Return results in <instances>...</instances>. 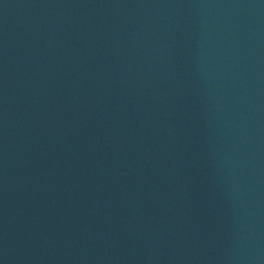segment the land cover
Masks as SVG:
<instances>
[{
    "label": "water",
    "instance_id": "1",
    "mask_svg": "<svg viewBox=\"0 0 264 264\" xmlns=\"http://www.w3.org/2000/svg\"><path fill=\"white\" fill-rule=\"evenodd\" d=\"M0 264H264V0H0Z\"/></svg>",
    "mask_w": 264,
    "mask_h": 264
}]
</instances>
